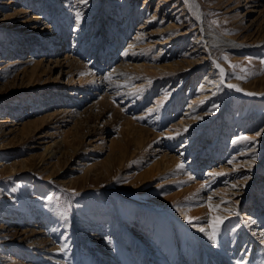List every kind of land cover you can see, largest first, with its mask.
I'll use <instances>...</instances> for the list:
<instances>
[{"label":"rangeland","instance_id":"rangeland-1","mask_svg":"<svg viewBox=\"0 0 264 264\" xmlns=\"http://www.w3.org/2000/svg\"><path fill=\"white\" fill-rule=\"evenodd\" d=\"M196 2L199 13L188 0H0V264H38L28 236H51V215L89 230L103 208H140L193 235L219 220L223 245L238 231L264 247V0ZM199 16L238 45L215 54L219 71L195 44ZM188 129L228 153L192 159L183 137L170 144Z\"/></svg>","mask_w":264,"mask_h":264},{"label":"bare ground","instance_id":"bare-ground-1","mask_svg":"<svg viewBox=\"0 0 264 264\" xmlns=\"http://www.w3.org/2000/svg\"><path fill=\"white\" fill-rule=\"evenodd\" d=\"M66 1H68V0H66ZM188 1L190 2V4H192V6H193L192 8H194L196 10V13H199L197 10L196 0H188ZM82 3L83 2H81L80 4L76 3V8L81 7ZM90 10L91 11H90L89 18L90 17L92 18L93 16L98 14L97 11H93V8H90ZM107 10L108 9H105L104 11H107ZM98 12H100V10H98ZM193 12H195V11H193ZM37 17H39V16H37ZM203 18H201L200 16L198 18V20H199V26L198 27L200 30V36H198V39L196 40L195 44H200L201 47H204L202 49H203L206 57L207 56L212 57V60L210 63L214 67V70L219 71L220 67L215 63V59H216L215 54L222 48L228 47L230 49H235L238 47V45L234 44L228 38L220 37V36L216 35L215 32H213L210 28H208L206 26ZM60 22L65 24L64 20H60ZM113 29H114V27H113V23H112V25H110L108 27V30L114 31ZM77 37L78 36L75 37L76 40H77ZM213 42H217L216 46H211V44ZM53 43H56V42H53ZM114 45H115L114 43L109 44L106 52L113 50ZM132 66L134 67V65H132ZM163 67L166 68L167 66H163ZM133 69H135V68H133ZM143 69L145 70V67ZM222 71H223V69H222ZM232 89L233 90L235 89L237 91V89L235 87H232ZM240 93L242 94L243 92L241 91ZM249 93H251V95L254 94L256 96H259L260 94L263 93V90H262V92H249ZM247 95H249V94H247ZM108 98H109V96H108ZM195 100H197V98ZM195 100H193V101L195 102ZM107 101H109V100H107ZM109 105L111 106V104H109ZM127 120H126V122H127ZM129 123L132 124L131 121ZM133 125H136V124H133ZM131 128H134V127H131ZM143 130H145V129L143 127H141L140 131H143ZM130 131H131V129H130ZM190 131L191 130L188 129V130H184L182 132H188L190 134ZM133 132H136V130L132 131V133ZM137 132H139V131H137ZM188 133H185V134L178 136V137H174L170 144L172 145V143L175 140H177V138L183 137V139H182L183 143L180 144L181 145V151L185 150V152H190L192 150V153H191L192 159L195 158L197 161L198 155H201V154H207L206 156L209 157V159H214L217 156V154H220V153L227 154L228 153V149L227 148L224 149L223 144H221V145L220 144L219 145L214 144L213 146L205 145V143L203 144L202 142L195 141V139L192 138L191 134L189 135ZM139 135H140V132H139ZM141 135H142V133H141ZM134 139H135V137H134ZM222 141H224V140H222ZM54 145H55L54 146L55 150L59 149L60 146L57 142H54ZM124 149H125V147H124ZM216 149L218 152L215 151ZM43 150H45L47 153L50 152V154H49L50 156H52L53 153L55 152V150H53L52 148H48V146L44 147ZM119 150H117V151H119ZM181 153H183V152H181ZM116 154H119V153H116ZM163 154H164V152H163ZM113 155H111V156L113 157ZM168 156L171 157L170 155H168ZM111 159L112 158H110V160ZM159 159L156 158V160H159ZM178 159L179 158H177L175 156L170 158V159L168 158V160L165 159L162 161L163 162L162 165H164V168H168V170L170 171L171 170L170 167L175 168L174 165H176ZM234 159L235 158L230 157V158H228V161L234 165L233 168H236L238 166H236V164H234L235 163V161H233ZM161 160H162V158H161ZM107 161H109V160H107ZM119 161H121V158ZM108 163H110V162H108ZM240 163H241V161H240ZM158 164H157V166H158ZM105 165H106V163L102 166L105 167ZM108 165H110V164H108ZM107 168H109V167H107ZM154 168H156V167H154ZM159 169L161 170L160 167L158 168V170ZM106 170H108V169H106ZM148 170L149 169L147 168V171ZM153 170H155V169H153ZM236 170H237V168H236ZM144 171L142 173H140L141 177L144 176V175H142L143 173H145V175H146L147 171H145V172ZM135 175L137 176L139 174L136 172V174H134V176ZM150 176H151V174H150ZM148 177H149V174H148ZM237 181H239V180H237ZM234 182H236V181H234ZM235 184H237V183H235ZM227 188H230V187H227ZM235 188H236V185H235ZM190 193L192 194V192H190ZM162 194L164 195L165 193H162ZM185 194H187V193H185ZM162 197H163L162 195H160V194L158 195V198H162ZM186 197H189V195ZM233 197L231 196V199ZM187 207H188V205H187ZM198 208H199V206H198ZM222 208H224V207H222ZM202 209H204V208H202ZM173 210L175 211L177 216L182 215L181 216L182 220H187L188 218H192V216L194 214L191 211L192 216L190 215V213L187 216L185 214V209H179L177 206L176 207L173 206ZM101 212H103V213H99L98 211H95L93 209L91 214H89V219H90L91 215L94 217L99 216V217L95 218V219H97L96 222L102 221L101 224L96 223V225L94 226V229H89V230L83 229L81 231L78 230L77 225H79L82 228H85L87 225L86 222L89 221L86 219L81 220L80 216H77L76 220L71 219V221L66 222L65 220L61 219L60 217L58 218L57 215H55V214L51 215V220H50L51 223L48 221L49 225H50V229H51L50 230L51 236H49L47 232H42L43 230L41 231V229L40 230H36L35 228L30 229L31 234L29 233L30 236H28V240L30 241V243L28 244V247L34 248V250L36 251V254H35L36 258H34V259L38 261V264H264V247H262V245H259L255 241H253L252 237L250 238V241H247L248 237L245 233L240 234L237 231L236 236H235V241L233 242V244L230 246H225L222 244V242L218 238H216L215 240H212L209 238V234L212 232V228H208L209 226L207 227L208 229L206 228L204 231L198 230V232H197L198 234L193 235V234H190L187 230L179 228L176 225V223H178V222L175 219L170 218V217L168 219H163L162 217L158 218L155 215H153L151 212H146L140 208L134 209V211L130 212L129 215L127 216V218H124L123 216H119V215L117 216L113 211L106 209V208L105 209L103 208V210H101ZM214 212H216V211H214ZM211 214L212 215H209V217H208V221H207L208 223H210V222L212 223L213 220H211V218L212 219L218 218V215H219V214H214L213 212H211ZM193 218H197V217L194 216ZM42 220L44 223L45 219L43 218ZM160 220H166V222L161 223ZM214 221H215V225H216V220H214ZM205 226H207V225L205 224ZM219 227H221V225ZM27 235H28V233H27ZM263 243L264 242L262 241V244Z\"/></svg>","mask_w":264,"mask_h":264},{"label":"snow or ice","instance_id":"snow-or-ice-1","mask_svg":"<svg viewBox=\"0 0 264 264\" xmlns=\"http://www.w3.org/2000/svg\"><path fill=\"white\" fill-rule=\"evenodd\" d=\"M223 74V72H222ZM229 87H235L234 85H228ZM240 89L237 88V91H239ZM249 95H251V93H249ZM233 187H235V185H233ZM191 222V221H189ZM222 223V221H217L216 225H214L213 227V231L209 234V238L212 239V240H215L216 238V235H217V231H218V228L220 226V224ZM201 231H204L203 228L200 229Z\"/></svg>","mask_w":264,"mask_h":264}]
</instances>
